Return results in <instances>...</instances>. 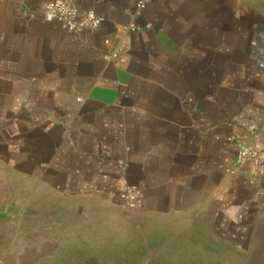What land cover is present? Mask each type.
Listing matches in <instances>:
<instances>
[{"label": "crops", "instance_id": "crops-1", "mask_svg": "<svg viewBox=\"0 0 264 264\" xmlns=\"http://www.w3.org/2000/svg\"><path fill=\"white\" fill-rule=\"evenodd\" d=\"M60 1L0 0V165L249 245L264 178L231 173L228 138L264 146V0H149L141 16L138 0H68L105 18L79 34L44 19ZM123 174L141 198L120 197Z\"/></svg>", "mask_w": 264, "mask_h": 264}, {"label": "rangeland", "instance_id": "rangeland-1", "mask_svg": "<svg viewBox=\"0 0 264 264\" xmlns=\"http://www.w3.org/2000/svg\"><path fill=\"white\" fill-rule=\"evenodd\" d=\"M106 205L0 165V264H264V231L237 247L206 222Z\"/></svg>", "mask_w": 264, "mask_h": 264}, {"label": "built area", "instance_id": "built-area-1", "mask_svg": "<svg viewBox=\"0 0 264 264\" xmlns=\"http://www.w3.org/2000/svg\"><path fill=\"white\" fill-rule=\"evenodd\" d=\"M149 0H138L135 14L141 16ZM44 19L47 22H58L68 31L79 34L88 28H100L105 18L95 14L90 10H80L68 0L53 2L46 5L44 9ZM141 27L131 24L124 27V30L138 31ZM228 141L235 143L237 149V158L233 164L231 173L242 169L245 165L254 166L258 179L264 178V146L260 144H248L239 142L235 137L228 138ZM124 171L125 167L120 165ZM118 192L122 199H139L142 197V191L136 185L130 184L126 177L123 176L118 181Z\"/></svg>", "mask_w": 264, "mask_h": 264}]
</instances>
